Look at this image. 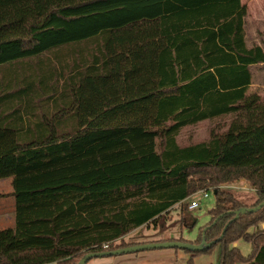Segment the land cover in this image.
<instances>
[{
  "label": "trees",
  "instance_id": "trees-1",
  "mask_svg": "<svg viewBox=\"0 0 264 264\" xmlns=\"http://www.w3.org/2000/svg\"><path fill=\"white\" fill-rule=\"evenodd\" d=\"M247 15L241 0H0V134H14L0 196L15 199L0 264H78L137 244L115 241L175 206L192 227L191 196L208 189L215 205L191 243L220 239L185 250L264 264V229L250 232L264 206L234 219L248 205L222 188L244 181L250 207L264 200V99L248 93L264 48L248 46ZM223 118L179 143L184 127Z\"/></svg>",
  "mask_w": 264,
  "mask_h": 264
},
{
  "label": "rangeland",
  "instance_id": "rangeland-1",
  "mask_svg": "<svg viewBox=\"0 0 264 264\" xmlns=\"http://www.w3.org/2000/svg\"><path fill=\"white\" fill-rule=\"evenodd\" d=\"M244 2L247 5V8L251 5V11L248 8V15L246 18L248 42L251 45L258 44L264 48V0H244ZM251 72L252 83L248 93H257L262 99H264V63L252 66ZM226 119L227 118H223L221 120H206L196 125L186 126L180 132L178 141L180 144H187L197 139L207 138L210 129L219 122L224 123V120ZM13 139L14 134L2 132L0 134V149H4L12 144ZM10 186V178H6L4 181L0 182V195L9 193L6 191L10 190ZM222 188H224L225 191L234 194V196L248 205V207L256 201L257 195L255 190L248 186V184L244 181H240L232 185H225L222 186ZM199 191L195 192L196 195L194 198L200 200L201 194L198 193ZM208 193L209 197L203 198L200 202V206L191 210L193 216L197 220L194 226L182 227L180 222V206H175L165 215L164 218L159 220L158 225L150 224L135 229L126 234L122 239L116 240L115 245L133 242H137V244L164 242L170 241L168 239L171 238H182L183 240L189 242L195 241L198 238L200 226H203L210 220L208 211L215 205V194L213 193V190ZM188 210L190 211L189 208ZM258 229H264V223L259 226L252 227L250 232H254ZM237 246L240 248L243 255H248L251 252L252 246L244 240H239ZM219 261L220 245H217L214 246L210 253H203L195 256L194 258H191L190 254L184 248L161 247L147 248L139 251L113 255L96 256L89 259L86 264H218Z\"/></svg>",
  "mask_w": 264,
  "mask_h": 264
},
{
  "label": "water",
  "instance_id": "water-1",
  "mask_svg": "<svg viewBox=\"0 0 264 264\" xmlns=\"http://www.w3.org/2000/svg\"><path fill=\"white\" fill-rule=\"evenodd\" d=\"M214 194H216V191L214 192ZM263 206H264V200L260 204H258L257 206L242 207L238 210L230 211L229 213H233L234 219H238L240 217V215L257 211V210L261 209ZM214 222H216V221H214ZM227 226H228V224L225 226L223 233L226 230ZM223 233L220 237L223 236ZM219 239L220 238H218L217 240H219ZM217 240H213L211 242H208V241H206L205 235L203 233L202 241L199 244H195V243H191V242H181V241H176V240L135 244V245H130V246L122 247V248H117L114 250L89 252L80 259L78 264H86L89 259L96 257V256L127 253V252L139 251V250L147 249V248L172 247V248H184V249H188V250H192V251H202V250H205V249L211 247L214 243L217 242Z\"/></svg>",
  "mask_w": 264,
  "mask_h": 264
},
{
  "label": "crops",
  "instance_id": "crops-1",
  "mask_svg": "<svg viewBox=\"0 0 264 264\" xmlns=\"http://www.w3.org/2000/svg\"><path fill=\"white\" fill-rule=\"evenodd\" d=\"M241 2H242V4H245L244 0H241ZM248 8L251 11V5H249ZM246 39H247V37H246ZM247 44H248V46L251 45L248 42V39H247ZM252 66H255V65H252ZM5 179H1L0 182L4 181ZM11 189H12V187L10 186V190H8L6 192H10ZM6 192H4V193H6ZM14 213H15V199H14V197L13 196L0 197V229L14 226V224H15Z\"/></svg>",
  "mask_w": 264,
  "mask_h": 264
},
{
  "label": "built area",
  "instance_id": "built-area-1",
  "mask_svg": "<svg viewBox=\"0 0 264 264\" xmlns=\"http://www.w3.org/2000/svg\"><path fill=\"white\" fill-rule=\"evenodd\" d=\"M209 191H212V190H201V191H199L198 193L201 194V198H200V200L194 198L195 195H196V193L193 194V195L191 196V199H190L189 208H190L191 210H193V209L199 207V206H200V202H201V200H202L203 198L209 197V193H208ZM198 193H197V194H198Z\"/></svg>",
  "mask_w": 264,
  "mask_h": 264
}]
</instances>
